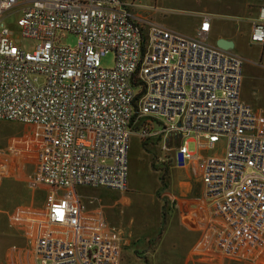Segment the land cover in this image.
I'll return each mask as SVG.
<instances>
[{
	"label": "built area",
	"instance_id": "2783aa9c",
	"mask_svg": "<svg viewBox=\"0 0 264 264\" xmlns=\"http://www.w3.org/2000/svg\"><path fill=\"white\" fill-rule=\"evenodd\" d=\"M255 1L262 4L251 43L264 54V0ZM18 7L20 37L37 41L33 51L17 45L5 24ZM134 7L133 0H0V122L41 131L31 185L53 192L47 209L23 218L27 264H121L126 231L86 228L78 189L126 192L133 135L173 150L178 168L202 161L212 212L211 251L203 256L257 263L264 253V136L241 98L244 61L206 42L208 17L195 39L135 19ZM64 34L77 37L75 49L61 44ZM110 53L115 65L104 68ZM190 142L211 150L223 142L226 153L204 159ZM252 236L257 240L247 242Z\"/></svg>",
	"mask_w": 264,
	"mask_h": 264
},
{
	"label": "rangeland",
	"instance_id": "374dc122",
	"mask_svg": "<svg viewBox=\"0 0 264 264\" xmlns=\"http://www.w3.org/2000/svg\"><path fill=\"white\" fill-rule=\"evenodd\" d=\"M140 1L147 10H153L154 14L156 9L158 13L150 18L149 22L183 34L195 33V19L206 8L205 2L199 5V0ZM20 10L21 7H18L9 13L5 24L15 34L17 45L26 51H33L37 41L22 40L20 37L17 26V21L21 17ZM219 19L230 21L232 18ZM235 21L236 19L231 22ZM64 35L68 37L62 39L61 44L75 49L78 43L77 37ZM242 57L244 58L242 99L244 102L248 101L256 110H264V54L260 48L247 47L242 52ZM101 63L104 68H113L114 54L110 53L103 57ZM40 135L42 133L37 127L0 122V264H4L7 259L6 253L13 246L12 235L15 233L13 227L23 223L24 217L31 211L30 206L44 209L53 197L52 191L50 193L49 190L29 184L31 182L29 177L35 169L36 160L37 167L33 178L36 177L38 170L37 151L40 146L38 142L41 139ZM157 144L158 142L149 144L144 148L138 135L131 137L128 148L126 192L89 186L78 189V194L86 208V228H94L99 223L116 229H120L121 224L130 225L131 231L135 234L134 244L122 253L121 264H167L165 260L173 258L168 245L172 243L177 245L179 238L187 234L185 224L187 217L179 209L176 212L174 210L166 212V216L164 215L166 204L169 203L171 206L173 204L170 194L166 191L168 188L166 178L164 181L161 178L164 174L163 166L157 163L158 158L164 157L166 151L164 152ZM190 148L194 149V145L191 144ZM25 150L30 151L32 155L26 154L24 160L22 152ZM13 172L16 174L12 175ZM172 192H175L174 189ZM122 221L124 223H121ZM165 233L166 240L159 254H150V244L146 240L155 239ZM177 250L178 254L175 255L177 260L181 261L182 249ZM226 260L232 261L229 258ZM207 261L211 263L206 257L205 262Z\"/></svg>",
	"mask_w": 264,
	"mask_h": 264
},
{
	"label": "crops",
	"instance_id": "0c3cea01",
	"mask_svg": "<svg viewBox=\"0 0 264 264\" xmlns=\"http://www.w3.org/2000/svg\"><path fill=\"white\" fill-rule=\"evenodd\" d=\"M133 1L135 2V7L133 8L132 12L135 19H145L148 21L150 18L158 14L156 13V9L154 14L152 13L153 10H147L146 6H144L140 0ZM201 2H205L206 8L195 19V33L180 34L198 39L200 36L199 33L201 25L205 21V18L208 17L210 18L211 30L207 34L206 42L209 45L217 47V42L221 39L226 41H232L235 46L232 50H229L228 52L241 58L243 61L244 58L242 57V52L247 47H257L260 48L263 52V48L261 46L251 43L253 22L258 17V8L261 2L255 0H199V5L201 4ZM146 14H149V16H147ZM220 17H228L232 19L230 21L222 19L220 20ZM235 19L236 23L231 22ZM246 103L250 105L254 112L257 114L260 121L261 134L264 136V110H256L248 101ZM222 143L223 142L217 144L215 150L200 149L196 142H190L188 143V146L190 148V145L193 144L194 149L190 148V150L198 156L207 159L213 157H221L225 155L226 144ZM27 150L22 152V157L24 160L26 159V154H31L29 153L30 151ZM164 155V157L158 158L157 163L163 166V172L166 174V182L168 184V188L166 191L168 192V194H170L169 197L171 203L173 204L172 206L169 203L166 204L164 209V215L166 216V212L169 213L172 210L176 212L179 209L180 212L185 214L187 217L185 223L187 226V234L179 238V243L177 245L176 243L168 245V247L170 248V252H172L173 254V258L169 259L168 261L165 260V262H167V264H264V253L257 263H251L245 259H242V261H235L236 259H232V261L226 260V258L221 255H217L214 259L209 260L211 263H209L208 261L205 262V257L203 255H210L211 251L210 241L212 237V212L205 200L203 163L202 161L194 160L190 162L185 168L181 169L178 168L176 165L173 150H171L169 153H165ZM15 160L17 161V158ZM157 163H155L156 166ZM36 167L37 160L35 169L29 177V179L31 180L29 184H32L34 180L33 176L35 174ZM15 174L16 173L13 172L12 175ZM42 188H44L45 190H49L51 193L50 189L45 187ZM172 189H174V193L172 192ZM50 204L51 199L44 209H40L35 206H30L29 208L31 209V211H29L30 213L28 214V216L38 214L44 211L50 206ZM121 223H124V221H122ZM20 225H16L15 227H13L15 231V233H13L12 235L14 243L5 255V258L7 259L5 260L4 264L28 263L29 256L27 228L24 226V224ZM120 228L126 231L127 236L126 246L123 250L124 252L134 244L135 234L131 231L130 225L121 224ZM165 240L166 233L158 235L155 239L150 238L146 240L150 244V254L153 253L154 255H158L164 246ZM253 240H257V237L252 236V238L247 240V242ZM138 242L142 241L138 240ZM178 248L182 249L183 252V257L181 261H178L177 255H175L178 254ZM170 257L171 256L169 255V258Z\"/></svg>",
	"mask_w": 264,
	"mask_h": 264
},
{
	"label": "water",
	"instance_id": "95a60500",
	"mask_svg": "<svg viewBox=\"0 0 264 264\" xmlns=\"http://www.w3.org/2000/svg\"><path fill=\"white\" fill-rule=\"evenodd\" d=\"M235 44L232 41H226V40H219L217 42V47L224 50V51H229L234 48Z\"/></svg>",
	"mask_w": 264,
	"mask_h": 264
},
{
	"label": "trees",
	"instance_id": "16d2710c",
	"mask_svg": "<svg viewBox=\"0 0 264 264\" xmlns=\"http://www.w3.org/2000/svg\"><path fill=\"white\" fill-rule=\"evenodd\" d=\"M141 95H142V94H140V95L138 96V98H140ZM138 98H137V100H138ZM135 119H136L137 121L139 120V118H138V114H137V116H136ZM143 146H144V148H147V147H148V144L143 143ZM153 167H155V165H153ZM161 178H162V180L164 181L165 178H166V174L164 173V174L161 176Z\"/></svg>",
	"mask_w": 264,
	"mask_h": 264
},
{
	"label": "bare ground",
	"instance_id": "6f19581e",
	"mask_svg": "<svg viewBox=\"0 0 264 264\" xmlns=\"http://www.w3.org/2000/svg\"><path fill=\"white\" fill-rule=\"evenodd\" d=\"M226 52H228V51H226Z\"/></svg>",
	"mask_w": 264,
	"mask_h": 264
}]
</instances>
